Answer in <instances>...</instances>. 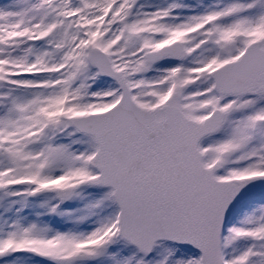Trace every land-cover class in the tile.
I'll list each match as a JSON object with an SVG mask.
<instances>
[{
	"label": "snow or ice",
	"instance_id": "1",
	"mask_svg": "<svg viewBox=\"0 0 264 264\" xmlns=\"http://www.w3.org/2000/svg\"><path fill=\"white\" fill-rule=\"evenodd\" d=\"M0 264H264V0L0 3Z\"/></svg>",
	"mask_w": 264,
	"mask_h": 264
},
{
	"label": "rangeland",
	"instance_id": "2",
	"mask_svg": "<svg viewBox=\"0 0 264 264\" xmlns=\"http://www.w3.org/2000/svg\"><path fill=\"white\" fill-rule=\"evenodd\" d=\"M4 2H7V0H0V3H4Z\"/></svg>",
	"mask_w": 264,
	"mask_h": 264
}]
</instances>
